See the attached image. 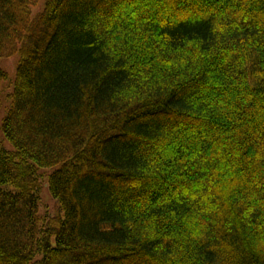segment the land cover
<instances>
[{
	"label": "trees",
	"instance_id": "obj_1",
	"mask_svg": "<svg viewBox=\"0 0 264 264\" xmlns=\"http://www.w3.org/2000/svg\"><path fill=\"white\" fill-rule=\"evenodd\" d=\"M36 2L0 0V264H264V0Z\"/></svg>",
	"mask_w": 264,
	"mask_h": 264
},
{
	"label": "rangeland",
	"instance_id": "obj_2",
	"mask_svg": "<svg viewBox=\"0 0 264 264\" xmlns=\"http://www.w3.org/2000/svg\"><path fill=\"white\" fill-rule=\"evenodd\" d=\"M48 0H37L36 4L32 7V17H35L41 13ZM20 62V56L18 54L0 58V70H3L7 73L8 78L2 83L1 94H0V145L5 147L8 150H12L13 146L6 139L3 133V121L7 115L8 110L11 107V98L9 95L14 90V83L16 79L17 67ZM52 173V170H43L41 171V180H40V206L39 211L42 215L57 216L62 215L60 206L57 200L54 199L50 192L49 188V175Z\"/></svg>",
	"mask_w": 264,
	"mask_h": 264
}]
</instances>
